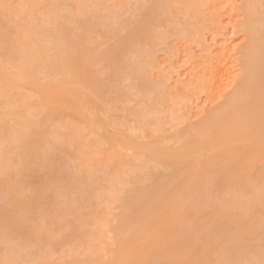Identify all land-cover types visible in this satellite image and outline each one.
Listing matches in <instances>:
<instances>
[{"label":"bare ground","instance_id":"obj_1","mask_svg":"<svg viewBox=\"0 0 264 264\" xmlns=\"http://www.w3.org/2000/svg\"><path fill=\"white\" fill-rule=\"evenodd\" d=\"M136 1L23 0L19 8H13L12 3L14 0H0V50L8 54V59L6 60L11 62L6 65V61V66L0 63V81L6 83L9 89L23 88L34 91L32 92L33 96L30 95L32 97L21 98L22 101L18 98L20 104L14 101L12 105L13 101L8 100L11 102H8V105L11 104L10 108H7V102H5L6 104L4 105L7 109L4 110V105L2 107L3 111H1L2 108L0 109V245L2 246L0 249L4 250L3 254L0 252L2 254H0V264H264V149L262 151L263 154L260 149L261 146L264 147V0H241V3L236 7L239 14H241V16L237 15L241 17L240 20L237 19L239 20L237 21L239 24H237L239 30L244 34V39L236 50L240 55L238 54V58L236 57L235 61L232 60L233 62L229 63L232 65L235 62L233 67H229L230 69L227 67L223 69L225 66L221 63L222 59L219 60V52L216 55L209 53V46L206 44V39L203 35L204 31L202 30L206 28V23L211 27L212 24L213 27L216 24V27L218 25L221 27L218 24L220 22V14H223L221 9H219L221 0H191L192 2L186 0L187 7L191 6L190 10L194 11L199 20L193 14H191V16L193 15L192 19L184 17L186 16H183L186 13L184 10L183 14H179V16H182L179 18L178 12L180 10L175 9L174 0L167 1L169 2L168 4L166 0H154L155 4L152 0L149 3L148 0L149 6L147 5L145 10L142 8V14L138 15L140 17L142 15V19L139 18L142 21L135 22V18L133 20L135 23L127 21L128 25L129 23H134V28L140 25L137 28L139 29L138 33L141 27L144 26L141 23L145 24L147 29L150 25L149 32L146 29L144 31L145 26L142 27L143 31H141L143 33L146 32L144 35H148L147 32L151 33V25H154L155 22L147 25V19L145 18L146 15L150 16L152 14L153 7H155V12L163 11L168 13V10L169 14H177L179 22L185 27L184 33H180L179 30L182 38L185 35L183 39L186 38L188 41L197 42L201 47L197 57H195L196 55L186 54L191 59L186 62L193 59V64H191L192 67L190 68L192 69L190 72L192 73L190 74L192 80H194L195 84L197 82L198 86L200 84L201 87L207 85L208 88H204L206 91L212 90L213 93L214 91L216 92V95L217 93L221 95L219 97L222 99L218 104L216 103L215 107L207 110V112L204 110L206 112L204 116L202 115L204 111L197 113V115L201 113L203 116L200 117V121L194 122L189 119L192 117L189 114L191 111L188 112V115L183 114L186 117H184L185 119L183 118V123L188 120L183 126L184 129L180 127L181 130L178 131L180 135L183 133L181 131H184V138L181 135L182 140L178 136L179 138L177 139L182 141L180 144L176 143V147L169 146L170 144L167 145V142V144L165 143L164 139L166 138H163L165 137L163 131V135L161 134L163 137L160 136L161 132L158 133L157 130L156 133L159 135L154 133L152 137L149 136L152 138L150 141H143V139H140V135L135 136L134 132V135L130 134V132L127 133L125 130L128 131V129L125 127L123 129L115 128V125L112 126L113 123H110L112 118L108 119L110 108L106 103L110 100L111 94L112 97L114 96L116 90L120 91V95L116 91L119 101L114 99V97L112 99L118 105L121 104L119 106L125 111L126 108L122 104L124 101H121L124 99L120 100V96L127 95L136 89V92L140 94L133 92V96H135L133 99L135 100L137 96H142L143 98L146 95L144 89L146 84L151 88H146V92L149 91L147 95H151V92L154 91L153 96L158 92V94H161L160 97L163 95L168 97L166 85L159 84L158 81L153 79L152 69L157 70L156 72L159 73L157 75H160L157 68L159 64H156V59H154L153 45L150 44L151 46H148V49L149 51L153 50V53L149 55L153 56L154 60L148 55L147 57L145 56L149 51L144 53L140 51V48H136V44L140 43L138 40L142 41L148 38L143 36L142 40L138 38L136 41L137 36L135 37V35L138 34H132V39L128 40L127 36L130 37L128 33L134 32H131L134 29L133 27L132 29L126 27V29L129 28V32L127 33L128 35H124V39H118L116 36L117 32L120 31V29L117 31L119 28L117 26L123 24L122 22L129 15V10L133 9L134 13V10L141 8L142 3H147L146 0ZM222 1L224 2L225 0ZM135 3L139 7L134 8ZM139 3L141 4L139 5ZM142 7L144 6L142 5ZM223 8H226V5L223 4L222 10ZM228 9L224 10L228 11ZM175 10H177V13ZM138 12L133 14V17ZM149 12L150 15L148 14ZM219 12L221 13L219 14ZM155 14L153 13L154 16L158 13ZM130 16L132 17V15ZM130 16L127 17L129 18ZM206 16L208 18L205 19ZM153 17L150 16L151 21H156L157 17ZM183 17L185 18L184 20ZM180 19L183 21H180ZM13 21L17 25L20 23L21 26L25 27L22 28L18 25V29H13L17 31L14 34V39V35L10 30L8 33L7 29V27L11 28L12 26L17 28V25H14L15 23L10 25ZM129 21H132V19ZM198 21H202V23H198ZM123 26L125 27V25ZM141 32L138 37L141 36ZM217 33L219 32L217 31ZM119 34L118 37L120 38ZM180 34L177 36H180ZM109 37L114 40L111 45H109V42L112 40ZM186 39L183 42H186ZM104 40L106 42L109 41L107 43H109L108 46L110 48L104 45L107 47H104L106 51L102 50L100 45L101 42H103L102 44L106 43ZM119 40L124 41L121 42ZM148 41L150 42V38ZM188 41L186 44L189 43ZM147 42H145L146 45ZM172 44L174 45V43H169L171 46ZM120 45L122 51L116 54L115 49L117 51L118 49L120 50ZM144 45H137V47L141 46L142 48ZM145 47L147 49V46ZM174 47L176 48V46L167 47L169 49L167 50L173 53L178 50ZM136 50L140 51V54L143 53V55L139 56L136 52L137 54L135 55L136 57L138 55L137 59L139 57L142 58L143 63L141 59L140 61L137 60V63H140L139 67L143 65L144 69H139L136 65L135 56L134 59L129 56V52L134 53ZM126 54H128L130 60H133L131 63L128 61L126 65H123L125 60L128 59L125 58ZM171 54V57L172 55L175 56L174 53ZM223 60L226 59L224 58ZM100 61L106 64L102 63L101 65L108 66V70L111 71L112 79L110 80L112 81L107 80V82L110 81L108 82L109 86L106 85L108 88L100 83L101 78L96 75H99L98 72L100 70L93 68L97 73L94 70L92 71V65L94 66L95 62ZM30 63L33 65L39 63V65L49 68L48 73L52 76L50 80L48 79L49 81L44 82L46 80L45 77V80L41 81L43 79L40 80L39 74L43 73V70L40 69L39 71L41 72H37L38 75H36L37 70L35 69L37 67L33 69L35 70V75L34 72L28 75L26 72L27 67L24 66L27 65L29 68ZM42 64H45V66ZM104 66L103 69H106ZM99 67L102 68V66ZM133 68L136 71L139 69V71H133ZM123 69L125 71H122ZM131 69L133 72L130 71ZM189 71L188 69L187 73ZM229 71L232 74L234 72V74L229 75L233 77L230 83L226 82V84L224 82L225 74ZM102 72L105 73L107 70ZM125 73L128 78L132 77L134 79L131 78L130 82L125 83L127 86L130 83L135 84L133 81L136 78L131 75L140 73L138 76H142V81H140L144 84V88L138 79V82H135L139 85L135 84L132 86H136V88L132 89L130 87L129 89L128 87L130 92L122 88L121 86H124L122 80L124 78L127 79ZM130 73L131 75H129ZM151 75L152 77H150ZM226 76L228 78V75ZM167 79L164 81H167ZM4 83H2V87L5 86ZM100 84L106 89L103 86L102 89ZM141 88H143L144 93H142ZM123 89L126 91L125 93ZM7 93L8 90L5 94ZM16 93H14L15 96ZM22 93L19 92V95ZM177 93L180 94V92ZM177 93H175V96H179ZM0 94L2 95V93ZM211 95L214 96V94ZM153 96L150 97L151 101L149 97L144 98L151 103L156 95L154 99L152 98ZM20 97L23 96L21 95ZM217 97L216 99L219 100ZM107 99L109 100L107 101ZM127 99L125 98V101H130L132 98L130 99L129 97L130 100ZM167 99L165 98V100ZM141 101L142 104L145 103L143 100ZM114 102L113 104L111 103L112 106H114ZM149 102L147 105L144 104V106L146 105L145 108L147 107L146 109L154 107L150 106L153 103L149 104ZM166 102L168 103V100ZM85 103H88L87 105L89 106L91 105L92 108L88 107V109L91 108L89 110L84 108V111L83 104L85 107ZM125 104L127 105L126 102H124ZM90 110L93 111V114ZM143 113L142 115H144ZM37 115H39V121L34 119ZM121 115L123 116V113ZM189 115L191 117H188ZM197 115L195 113V116ZM71 116L76 119V126H74L75 123ZM131 117L133 118V116ZM136 120L134 121L136 122ZM77 122H80L78 123L79 126L83 123L81 128L83 125L88 124L85 127H90L88 128L90 132L96 136L98 135L97 139L98 137H101V140L104 139L105 145L99 146L96 143L99 149L96 148L94 150L92 148L95 145L94 138L92 143V141L87 140L88 138H85V140L84 137H81L86 142L89 141L85 143L86 146L83 144L84 142L75 139L77 137L76 134L81 133L79 132V127H77ZM124 126H127V124H124ZM175 132H172V134ZM55 133L56 135H54ZM71 133L76 136H72ZM69 134L72 136V139H70L72 143H74L73 140H78L80 146L84 145L85 147L84 149L82 146L84 151H82V148L81 151H78L81 154L77 152L78 156L73 149L77 150L78 146L73 147L69 140L72 146L67 142L68 137H70ZM154 135L155 137H153ZM53 136L55 138L58 136L60 139L63 137L65 139L66 137V141L63 140V143H68L66 145L68 148L73 147V160L71 161V157L68 160V157L65 164L63 162L65 166L61 165L62 163L60 164V162L57 163L60 164V168H64V171H61L59 166L55 164L56 161L53 157L58 156H52L55 155L54 151L51 153L49 151L55 147L57 148L56 152L61 149V155H59L60 153L58 155L62 157V153H65L67 149L64 147V149L60 148L58 150V146L64 144H55L52 141ZM175 136H177L176 133ZM86 137H88L87 134ZM176 141L178 142V140ZM102 143L99 144L102 145ZM260 152L262 154L261 157ZM66 153L65 155L63 154L64 158L62 159L64 160L65 156H68ZM130 156L132 158L128 160H134L137 157V160H141V166L143 165L142 162H146V166L149 165L147 166L148 172L146 171L148 174L150 172L149 175L147 174L148 181L143 180L145 176L143 178V174L140 171L139 173L142 176L138 174V169L140 170V168H138L137 163L139 164V162H136L137 160H135L136 163L133 161L137 166H134V169L126 167L129 162L127 158ZM114 158L118 160L116 161L115 159L117 162V169L114 168L116 175L112 176L113 179L110 178L113 186L111 189L116 188L117 190H115L120 194L114 190L115 195L118 193L116 196H119L116 198L114 195V200L112 197L103 202V197L107 195L106 197L109 198L108 194L110 192L107 194L102 189L103 193L106 194L100 198L98 182L101 181H97L99 176L96 178V174L102 172L101 170L107 172ZM150 163L154 167L156 165L160 166L153 171V166H150ZM161 165L163 166L161 170H163L159 171ZM70 166L72 167L70 168ZM143 167L144 165L142 169ZM163 171H167V173ZM41 173L43 179L41 178ZM122 173L127 175L126 180L120 178ZM44 175L47 177H45L46 180ZM65 177H69L70 180ZM65 179L70 183V188L68 186L69 189L67 190L63 188L65 185H62ZM111 194L113 195V193ZM90 196L96 199V203H94V205L96 204L94 207H98L96 214L100 215L103 213L102 219H98L99 216L95 215L93 219L95 222L93 223L97 224V226L95 227L96 230L91 229L92 231L89 230V226L91 225L90 217L93 212L89 210L94 211L96 208L91 207L93 206L91 200L94 199H90ZM78 198L84 199L82 205ZM87 198L90 200L91 209L89 204L84 206L89 201ZM99 198L102 200H99ZM85 201L86 203H84ZM110 201L112 202L111 206L115 205L113 209L108 205ZM52 203L55 204L56 211L53 210L55 206L52 207ZM49 204H51L49 206L51 208L48 207L49 210L51 209L53 213L57 214L56 220L52 217L53 224H59L56 226H59V231L65 232L63 235L59 231V233L56 231L57 234H53V232L50 234V230L47 234V230L45 231L48 227L47 225L45 228V218L47 216L44 219L42 216H37L43 219L39 221L40 224L34 221L36 212L41 211L39 210L41 208L45 209L44 207ZM85 208L89 209L85 210ZM48 216L49 218L47 219L51 222L49 213ZM34 222L38 224L36 225ZM52 226L51 229L55 233V230L58 229H54L56 226L53 228ZM52 235L64 241L61 242L56 239L59 244L69 245L70 241H74V244L76 243L77 245L78 239L82 240L84 244H81L82 241L79 240L78 249L77 246L75 248L73 243L70 242V249L67 250L65 249L67 246L63 245L65 246L64 250L67 252L66 255L65 253L63 255L67 259V255L70 254L68 256V259H70L66 260L65 256L60 258L57 255L60 258L56 259L58 260L57 263L55 259L53 260L55 256H50V254H53L51 251L55 250L51 244H56L54 246L56 248L59 245L52 239L54 238L51 237ZM80 244L82 248H80ZM49 245L52 248L51 251L48 250L50 249ZM72 245L73 248H71ZM63 246L60 245L58 249ZM61 249L58 251L61 252ZM76 249L80 250V252L78 253ZM60 252L56 251V254Z\"/></svg>","mask_w":264,"mask_h":264},{"label":"rangeland","instance_id":"obj_2","mask_svg":"<svg viewBox=\"0 0 264 264\" xmlns=\"http://www.w3.org/2000/svg\"><path fill=\"white\" fill-rule=\"evenodd\" d=\"M13 1V0H12ZM138 1V0H137ZM136 1V2H137ZM141 1H143V0H141ZM148 0H146V2H147ZM167 1H169V0H166V2ZM192 2L191 0H188V2ZM23 3V0H14V2L12 3V6H13V8H19V6H20V3ZM139 2V1H138ZM146 2H144V3H146ZM152 2H154V4H155V1L154 0H152ZM225 2V3H224ZM222 1L221 0V3H220V8L219 9H221V11L223 12V14L221 15L220 13L221 12H219V14H220V22H218V24H220V26L221 27H219V25L216 27V25L213 27V24H212V27L208 24V23H206L207 24V26H205L206 28H204V29H202L204 32V38L206 39V44L209 46V53L211 54L212 53V55H216L218 52H219V60H221L222 59V61H221V63H223V66H225V67H223V69H226V67L227 68H229V67H233V64H235V62L232 64V65H230L229 63H231V61L232 60H236V57L237 56H239L240 54H239V52L237 53V47L238 46H240V43L241 42H243V39H244V34L241 32V30H239V28H238V22L237 21H239L240 20V16H241V14H239V12L237 11L238 9L236 8L237 7V5H239L240 3H241V0H225V1ZM149 3H150V0H149ZM169 2H167V4H168ZM14 4V5H13ZM141 3H139V5H140ZM153 4V3H152ZM153 4V5H154ZM187 1L186 0H174V6H175V9L177 8V10L179 11L180 10V12H178V16H179V14L181 15V14H183L182 12H183V10L186 12H184L185 14H183V16L184 15H186V16H184V17H186V18H190V19H192V16L193 15H195L194 17H196V14L194 13V11L191 9L190 10V7H187ZM223 4L224 5H226V8H223V10H222V6H223ZM16 5V6H15ZM142 5L144 6V7H142ZM142 5L140 6L141 8V12H140V9L138 8L137 10H134L135 12L133 13V9L131 10H129L130 12H128V14L129 15H127V16H130V15H132V17L130 16L129 18L126 16V18H125V20H124V22H122L123 24H120V25H118L117 27H119L118 29H117V31L120 29V31H118L117 32V34H116V36H117V38L118 39H124L125 38V36L124 35H130V37L129 36H127V38H128V40H130V39H132L131 38V35L133 34V35H135V34H138V35H140L139 33L141 32V31H143L142 30V27H144L145 26V24H143V23H141L142 25H144V26H142L141 27V30H140V32L138 33V30L139 29H137V28H139L140 27V25H139V27H137L138 25H137V23L135 24L136 25V27L137 28H134L135 26H134V23L135 22H139V21H142V20H140L139 18H141L142 19V15H141V17L140 16H138V15H140V14H142V12H143V10H142V8L145 10L146 9V7H147V5H148V2L146 3V4H143L142 3ZM153 5H151L152 7H153ZM228 5V6H227ZM133 6V5H132ZM149 6V5H148ZM137 7H139L138 5H136V3L134 4V8H137ZM152 7H151V9H152ZM154 9H153V12L151 11V15H150V12L148 13L151 17H153L154 15H153V13H158L156 16H154V17H157L156 18V21L154 20V19H152V20H154V21H151V19H150V16H147L146 15V18L145 19H147V25L148 24H152L151 22H155L154 23V25L152 24L151 26V33H148L149 31V28H150V25L148 26V29H147V27L146 28H144V31H148L147 32V34L148 35H152V37H150V36H148V35H144V33L146 34V32H141V36H139L138 37V35H135V37H136V41L138 40V38H140L141 40L146 36L148 39L150 38V42L148 41V39L147 40H142V41H140V40H138L140 43H137L136 44V48H140L141 50V52H146V51H149V47L151 46V45H153V49H154V59H156V61H155V63L157 64H159V67H157L159 70V72H160V75H157V74H159L158 72H156L155 71V69H152V72H153V79L155 80V81H158L159 82V84H162V85H166V87L165 88H168V91H167V95H168V97L166 96L165 97V95H163L162 97H160L161 96V94L159 93L158 94V92H157V94L155 93V99H154V96H153V93H154V91H152L151 92V95H147V93H149V91L148 92H146L147 90H146V88L148 87V88H150V86H147V84H146V86H145V88H144V84H142L141 83V81H142V79H141V77L142 76H138V74H140V73H136L137 75H135L134 73V75H131V73L129 74V75H131V76H134V78H136V80L135 81H137L138 82V80L140 81L139 83L140 84H142V85H140V86H142L144 89H145V96L144 97H151V96H153L152 98L154 99L151 103H153L152 105H150V106H154L152 109H150L149 107H148V109H146L145 108V106L148 104V102L149 101H147V99H145L144 97L142 98V96H137L136 98H135V100L133 99V97H135V96H133L134 95V93L136 94V93H138V92H136V89H134V90H132V92H130L129 90H128V87H129V89H130V87H132L133 85H139L138 83H136L135 81H133L135 84H128V86L125 84V83H127V82H130L131 80V78L132 77H130V78H128V76H127V74L125 75L126 76V78L128 79V81H127V79H123L122 81L124 82V84H123V82H122V84L124 85V86H121L122 88H125V89H127L130 93L129 94H124L122 97L120 96V100L121 99H124V100H121V101H124V102H126L127 103V105L125 106L124 105V102L122 103L123 104V106L126 108V111H125V109H121V107L119 106V105H121V104H119L118 105V103H117V105H116V103L114 102V100L112 99L113 97H114V99H118V95H120L119 94V92L120 91H117V94L118 95H116V91L113 93L114 94V96L112 97V94H111V98H110V100H111V102H110V100L109 99H107V103H110V104H107L106 103V105H108V107L110 108V110L108 111V115H109V117H108V119H111L110 121V123L112 124V126H114L115 125V128H118V129H123V127H125L126 129H128V131L127 130H125L127 133H129L130 132V134H133V132H134V134H136L135 136H137V135H140V139L142 140L143 139V141H150L152 138H150V137H152V134H154L155 133V135L156 134H158V133H160V136H162L163 135V132H164V136L165 137H163V138H168L167 140L166 139H164L165 140V143L167 144V145H169V146H174V147H176L177 145H176V143L177 144H180L181 143V141L183 140V138H184V135H183V133H184V131H181V135L183 136V138H182V136L180 135V134H178L179 132L178 131H180L181 129H184V125L186 124V122H187V120H185V122L183 123V121H184V119L186 118L184 115H188V112H190L191 111V113H189V114H191V116L189 115L188 117H191V118H189L191 121H194V122H196V121H200V117H203L205 114H206V112H207V110H210V109H212L213 107H215V105H216V103L218 104L219 103V101L222 99V98H220L221 97V95H220V93H217V95H218V97H217V95L215 94L216 92L214 91V93L212 92V90H211V88L209 87V89L211 90V91H206V89H204V88H208L207 87V85L205 86V85H203L202 87H201V84L198 86V83L196 82V84H195V82H194V80H192V76L190 75V74H192V73H190L191 72V70L192 69H190L191 67H192V65L191 64H193L192 63V61H193V59H192V61H189V62H186L187 60H189L190 58H189V56H187V55H193V56H195V57H197V54H199V52L201 51V47H200V45H199V43H197V42H191V41H188L186 38V42L184 41L183 42V40H185V39H183L184 38V36L185 35H183V38H182V34H180V33H184V31H185V27H184V25H182V23L181 22H179V18L180 17H182V16H179V18H177L178 16H177V14H169V11L167 10V12L168 13H164L163 11V13L161 12V11H158V12H155L154 10H155V7H153ZM230 10H229V9ZM169 9V8H168ZM224 9H228V11H226V10H224ZM177 10H175V12L177 13ZM140 13H139V12ZM156 11H157V8H156ZM190 11V12H189ZM193 11V12H192ZM230 11V12H229ZM132 12V13H131ZM136 12H138V14L137 15H135V17H133L134 15L133 14H135ZM161 14H160V13ZM229 12V13H228ZM191 14H193L192 16H191ZM153 15V16H152ZM158 15H159V18H158ZM237 15H240V16H237ZM136 16H137V19H136ZM191 16V17H190ZM221 16H222V18H221ZM148 17V18H147ZM153 17V18H154ZM183 17V20L185 19ZM193 17V19H195ZM134 18H135V20H134ZM197 18V17H196ZM199 18V17H198ZM197 18V19H198ZM206 18H208L207 16L205 17V19ZM243 18V17H242ZM132 19V21H129V20H131ZM139 19V20H138ZM150 19V20H149ZM202 19V18H201ZM222 19V20H221ZM237 19H239V20H237ZM135 22H134V21ZM149 20V21H148ZM182 19H180V21H181ZM182 20V21H183ZM199 20V19H198ZM127 21L128 22H134V23H132L133 24V26H132V24H130L129 23V25H128V23H127ZM202 23V21H198V23ZM222 22V23H221ZM12 23H15L14 25H17L16 24V22H11L10 23V25L12 24ZM238 23V24H237ZM13 25V24H12ZM18 25L20 26V27H22V28H25L24 26H21L20 25V23H18ZM16 26L17 28H14L13 26V28L11 27V28H8L7 26V29H8V33H9V30H10V32L14 35L17 31L16 30H13V29H18L19 28V26ZM123 25H125V27L123 26ZM127 25V26H126ZM210 26V27H209ZM6 27H4L5 29H6ZM126 27H129V28H131L132 29V27L134 28V29H137V30H134V29H132L131 30V32L132 31H134L133 33H131L130 34V32H129V28L128 29H126ZM208 27V28H207ZM4 28H3V30H4ZM177 28V29H176ZM221 28V29H220ZM237 28H238V30H237ZM146 29V30H145ZM14 32H13V31ZM175 30V31H174ZM179 30H180V33H179ZM137 33H136V32ZM174 31V32H173ZM176 31H178L177 33L178 34H180V36H177L176 34H175V32ZM217 31L219 32V33H217ZM129 32V33H128ZM118 33H120L119 35H120V38L118 37ZM128 33V34H127ZM172 33V34H171ZM11 34V35H12ZM9 35V34H8ZM10 35V36H11ZM122 35H123V37H122ZM176 35V36H175ZM9 36V37H10ZM144 36V37H143ZM14 37H15V35L13 36V39H14ZM12 38V37H11ZM110 38V37H109ZM127 38H126V41H127ZM215 38V39H214ZM111 39V38H110ZM112 40V39H111ZM119 41H124V40H119ZM147 42V45H146V43L145 42ZM187 41L189 42L188 44H186L187 43ZM218 41H221V42H218ZM224 41H226V42H224ZM104 42H106V40H104ZM107 42H109V41H107ZM104 43V44H102L103 42H101V47H102V50H105L106 51V49L105 48H110L109 46H108V44L109 45H111V43L112 42H114V40H112L111 42H109V43ZM191 42V43H190ZM142 43V44H141ZM144 43H145V45H144ZM169 43H174V45L172 44V46L171 45H169ZM209 43V44H208ZM151 44V45H150ZM212 44V45H211ZM223 44V45H222ZM224 44H226L227 45V47H226V45H224ZM230 44V45H229ZM100 45H99V49L101 50V47H100ZM104 45H107V47L106 46H104ZM137 45L139 46V45H144L142 48L145 50L146 49V47L145 46H147V49L144 51L142 48H141V46L140 47H137ZM168 45V46H167ZM223 47H222V46ZM149 46V47H148ZM173 46H176V48L175 49H178V50H175V52H173L174 53V55L175 56H173L168 50V48L167 47H169V48H172ZM105 47V48H104ZM222 47V48H221ZM234 47H235V49H234ZM135 48V49H136ZM152 48H150V49H152ZM231 48V49H230ZM239 48V47H238ZM168 49V50H167ZM219 49V50H218ZM167 50V51H166ZM174 50H172V51H174ZM200 50V51H199ZM223 50V51H222ZM1 52H0V56L2 57L1 59H0V63H1V65H5V63H6V61H7V63H6V65L8 64H10L11 62H8L9 60H6V59H8V54L6 53V52H2L3 50H0ZM115 51L117 52L116 54H118V52H121L122 50H121V45H120V50L118 49V51L115 49ZM140 51H138V50H136L134 53L133 52H129L130 54H129V56H132L133 57V59L136 57V55L135 54H137L138 53V55L139 56H141V55H143V53H141L140 54ZM153 51V50H152ZM152 51H149V53H147L145 56L147 57V55H148V57H151L149 54L150 53H153ZM137 52V53H136ZM192 54H191V53ZM194 52V53H193ZM6 53V54H5ZM177 53V54H176ZM189 53V54H188ZM223 53V54H222ZM235 53H237V54H235ZM132 54H134V55H132ZM170 54L172 55V57L170 56ZM187 54V55H186ZM239 54V55H238ZM127 56L125 57L127 60H125V58H124V60H125V62L123 63V65L125 64L126 65V63H128V61H130L129 63H131L132 62V60H130V58L128 57V54H126ZM138 55H137V57H138ZM6 56V57H5ZM135 56V57H134ZM224 56V57H223ZM234 56V57H233ZM131 57V58H132ZM137 57H136V63H137V60H139L140 61V59H141V62H142V58H138L137 59ZM152 58V60H154L153 59V56L151 57ZM151 58H150V60H151ZM226 59V60H223V59ZM238 58V57H237ZM2 60V61H1ZM151 60V61H152ZM184 60V61H183ZM191 60V59H190ZM5 61V62H4ZM127 61V62H126ZM101 62V61H100ZM95 62V64H94V66L92 65V71L94 70L93 68H95V70H100L98 73H99V75L98 74H96L98 77H100L101 78V80H100V83H102V84H104L105 86L106 85H108L109 86V83L108 82H110V81H112V80H110V79H112L111 77V71L110 70H108V66L106 67V66H104V65H106V64H104V62ZM150 62V61H149ZM227 62V63H226ZM233 62V61H232ZM4 63V64H3ZM104 64V65H101V64ZM143 63V62H142ZM184 63V64H183ZM35 64H36V66H35ZM34 65L33 64H31L30 63V65H29V68H28V66L27 65H25L24 67H27V69H26V72H27V74L28 75H31L35 70H37L36 71V73L38 72V73H40L41 71H39L40 69L41 70H43L42 72L43 73H40L39 74V76L41 77L40 78V80L41 79H43V80H41V81H44L45 80V77H46V80L44 81V82H46V81H49L50 80V77H52L48 72V69L49 68H46V67H43V66H41V65H39V63H35ZM5 65V66H6ZM39 65V66H38ZM42 65H44L45 66V64H42ZM98 65V66H97ZM138 67H139V65H140V63H137L136 64ZM230 65V66H229ZM33 66H34V68H33ZM40 66H41V68H40ZM47 66V65H46ZM99 66H102V68H100ZM103 66L104 67H106V69H103ZM136 66V68H138ZM181 66V67H180ZM190 66V67H189ZM35 67H37V69H35ZM174 67H175V69H174ZM177 67V68H176ZM45 69V71H44V69ZM134 68H135V65H134ZM134 68H133V71H136V69L134 70ZM140 68H143L144 69V67H143V65H142V67L140 66L139 67V69ZM32 69V70H31ZM33 69H35V70H33ZM47 69V70H46ZM120 69V68H119ZM139 69L136 71V72H138L139 71ZM188 69L190 70L189 71V73H187V71H188ZM230 69V68H229ZM228 69V70H229ZM233 69V68H232ZM23 70H25V68H23ZM31 70V72H29ZM94 70V72L95 73H97L96 71ZM107 70V72H102V71H106ZM154 70V71H153ZM180 70V71H179ZM228 70H226V71H228ZM47 71V72H46ZM110 71V72H109ZM122 71H125L124 69L122 70ZM131 72H133L132 71V69L130 70ZM233 71V70H232ZM100 72H102V73H100ZM229 72H231V71H229ZM229 72L227 73L226 72V74H225V79H224V82L226 83H230V81H231V78L233 77H230L229 75H233L234 74V72H233V74H232V72L229 74ZM38 73L36 74V75H38ZM94 73V74H95ZM42 74V75H41ZM43 74H46V75H43ZM47 74H48V77H47ZM101 74H103L102 75V77H101ZM105 74H106V76H105ZM108 74H110V76H108ZM34 75H35V72H34ZM50 75V76H49ZM121 75H122V73H121ZM152 75L150 76V77H152ZM188 75H189V77H188ZM226 75H228V78H227V76ZM104 77V78H103ZM107 77H109V78H107ZM124 77V76H123ZM169 77V78H168ZM106 78V79H105ZM168 78V79H167ZM230 78V79H229ZM49 79V80H48ZM133 79V78H132ZM138 79V80H137ZM152 79V80H153ZM165 79H167V81H164ZM190 79H191V81H190ZM228 81H227V80ZM103 80V81H102ZM107 80H110V81H108L107 82ZM130 80V81H129ZM134 80V79H133ZM177 80V81H176ZM226 80V81H225ZM102 81V82H101ZM126 81V82H125ZM182 81V82H181ZM184 81V82H183ZM187 81V82H186ZM0 82H2V83H4L3 81H0ZM192 82H194V83H192ZM1 83V86H0V93H2V95L0 94V105H1V107H0V109L3 107V105L4 104H6L5 102H7V108H10V105L12 104L13 105V103H14V101H16V102H18L19 103V99L18 98H20V100L22 101V99L24 98V97H32L33 96V93L32 92H34V91H31V90H27V89H23V88H21V89H16V88H14L15 90H13V88L10 90L9 89V87H8V85L6 84V83H4L5 84V86H3L2 87V84ZM106 83V84H105ZM182 83H183V85H182ZM187 83V84H186ZM226 83V84H227ZM102 84H100V87L102 88ZM154 84H155V82H154ZM150 85V84H149ZM177 85V86H176ZM186 85H188V86H186ZM108 86H106L107 88H108ZM205 86V87H204ZM6 87V88H5ZM138 87V86H137ZM103 88L104 89H106L104 86H103ZM102 88V89H103ZM133 88H136V86L135 87H132V89ZM143 88H141V91H142V93H144L143 92ZM147 88V89H148ZM2 89H3V91H2ZM151 89V88H150ZM149 89V90H150ZM170 89V90H169ZM172 89V90H171ZM175 89V91H173ZM176 89H178V91H176ZM8 90V93L7 94H5V92ZM12 91V93H10V91ZM27 92H26V91ZM120 90V89H119ZM122 90V89H121ZM139 90H140V88H139ZM2 91V92H1ZM18 93V95H17V93ZM19 92L20 93H22V92H24V93H22L21 95L23 96V97H20L21 95H19ZM109 92V91H108ZM123 92L125 93L126 91H124V89H123ZM134 92V93H133ZM156 92V91H155ZM177 92H180V94H178ZM210 92H211V94H214V96H215V98H213L214 96L213 95H211L210 94ZM14 93H16V96H15V94ZM128 93V92H127ZM132 93V94H131ZM175 93H177L179 96H175L176 94ZM13 94V96L11 97V95ZM26 96H25V95ZM28 94V95H27ZM140 93H138V95H139ZM30 95H32V96H30ZM122 95V94H121ZM128 97V99H127V97ZM142 95V94H141ZM171 95V96H170ZM8 96V97H7ZM115 96H116V98H115ZM132 96V97H131ZM220 96V97H219ZM11 97V98H10ZM16 98V99H14V98ZM129 97H130V99H129ZM216 97L217 98H219V100H217L216 99ZM6 98H8V99H6ZM10 98V99H9ZM14 100H13V99ZM22 98V99H21ZM125 98L127 99V100H130V101H125ZM165 98H168L167 100H168V103L166 102L167 100H165ZM5 99H6V101H5ZM17 99H18V101H17ZM139 99V100H138ZM169 99H170V101H169ZM8 100H11V101H13L12 103L10 102V101H8ZM141 100H143V102H145V103H141L142 101ZM162 100H163V102H162ZM20 101V102H21ZM118 101H119V99H118ZM134 101V102H133ZM141 101V102H140ZM150 101H151V98H150ZM8 102H10L11 104H9L8 105ZM85 102H87V101H85ZM113 102H114V106L116 107H114V106H112V104H113ZM131 102V104H129V103ZM138 104H137V103ZM141 104H140V103ZM112 103V104H111ZM121 103V102H120ZM150 102H149V104H151ZM20 104V103H19ZM88 104V103H87ZM86 103H85V107H84V104H83V109L85 108L86 110L88 109V107H91V105L89 106V105H87ZM144 104H146L145 106H144ZM110 105V106H109ZM185 105H186V107H185ZM112 106V107H111ZM107 107V108H108ZM115 109H114V108ZM145 108V110H144V108ZM3 108H5L4 110H6L7 108H6V106L4 105V107ZM3 108L1 109V111H3ZM92 108V107H91ZM91 108H89V109H91ZM119 108V109H118ZM130 108V109H129ZM185 108V109H184ZM190 108V109H189ZM85 109H84V111H85ZM88 109V110H89ZM113 109V110H112ZM121 109V111H119ZM189 109V110H188ZM203 109V110H202ZM111 110H112V112H111ZM114 110H116V112H114ZM130 110V111H129ZM206 112H205V111ZM92 110H90V112H91ZM123 111H125V112H123ZM196 111V112H195ZM199 111H201V113H202V111H204V113H202V115H201V113H199L198 115H197V113L199 112ZM121 112V113H120ZM130 112V113H129ZM144 112V113H143ZM92 114H93V111L91 112ZM123 113V116L121 115ZM142 113L144 114V115H142ZM150 113V114H149ZM194 113V114H193ZM195 113H196V115L197 116H195ZM92 114H90V115H92ZM111 114H113L112 116H111ZM147 114V115H146ZM184 114V115H183ZM116 115V116H115ZM142 115V116H141ZM150 115V116H149ZM152 115V116H151ZM201 115V116H200ZM16 116V115H15ZM38 116L39 115H37L36 117L38 118ZM131 116H133V118L131 117ZM147 118H146V117ZM18 117H20V116H18ZM34 118L36 121H39L40 119L38 118V120H37V118ZM72 117V118H71ZM71 117H69V118H71L73 121H74V123L76 122L75 120L76 119H74V117L73 116H71ZM111 117V118H110ZM136 117V118H135ZM142 117H143V119H142ZM145 117V118H144ZM148 117H150V118H148ZM154 117V118H153ZM185 117V118H184ZM187 117V118H188ZM69 118H68V121H69ZM127 118V119H126ZM154 120H153V119ZM184 118V119H183ZM119 119V120H118ZM120 119H123V120H120ZM133 119V120H132ZM137 119V120H136ZM138 119H139V121H138ZM199 119V120H198ZM72 120H70V121H72ZM113 120H114V122H113ZM131 120H132V122H131ZM134 120H136V122L134 121ZM141 120H142V122H141ZM156 120V121H155ZM73 121L71 122V123H73ZM118 121H120V122H118ZM146 122V123H145ZM148 122V123H147ZM151 122V123H150ZM154 122H155V124H154ZM73 123V124H74ZM78 123H80V122H77V125H78ZM118 123V124H117ZM153 123V124H152ZM83 123H81L80 124V126L78 125L77 127H79V132H83V134H84V136H82L83 134H81V133H78V134H76L77 135V137H75V139H78L79 141H82V142H84L83 144H85V143H87V142H89V141H85L86 139L85 138H88L87 140H90V141H92V143H93V138H94V140H95V145H94V147H92L94 150H96V148L98 147L97 145H96V143L99 145V146H104L105 145V143H104V139L103 140H101L102 138L101 137H98V139H100L101 140V142H100V140H98L96 137L98 136H96L95 134H93L92 132H90V129H88V128H90V127H88V128H86L85 126L86 125H88V124H85V125H83V129L81 128V125H82ZM124 124L126 125L127 124V126H124ZM141 125V126H140ZM143 125V126H142ZM145 125H146V127H145ZM151 125V126H150ZM166 125V126H165ZM169 127H168V126ZM74 126H76V123H75V125ZM117 126H119V127H117ZM129 126V127H128ZM135 126V127H134ZM165 126V127H164ZM76 127V128H77ZM173 127V128H172ZM180 127H183V128H181L180 129ZM114 128V129H115ZM156 128V129H155ZM167 128H168V130H167ZM83 131H82V130ZM147 129V130H146ZM153 129V130H152ZM166 129V130H165ZM129 130H131V131H129ZM140 130V131H139ZM143 130V131H142ZM155 130V131H154ZM157 130H158V133H156L157 132ZM161 130V131H160ZM88 131V132H87ZM91 131H92V128H91ZM163 131V132H162ZM167 131H169V132H166ZM175 132V131H177V132H175L176 133V135L177 136H175L174 137V135H175V133H173L172 134V132ZM90 132V133H89ZM132 132V133H131ZM73 133H76V132H73ZM89 133V134H88ZM146 133H148V134H146ZM72 134V133H71ZM71 134H69V136L71 137H68V139H67V142L69 143V141L71 142V140L70 139H72V136H76V135H73L72 134V136H71ZM81 136H80V135ZM86 134L88 135V137H86ZM92 134V135H91ZM133 134V135H134ZM162 134V135H161ZM54 135H56V133L54 134ZM60 135V134H59ZM58 135V136H59ZM94 135V137H92ZM144 135V136H143ZM155 135L153 136V137H155ZM159 135V134H158ZM58 136H56V138H57V140H56V138H55V136H53V138H52V141L56 144H58V145H60V144H64V145H61V146H58L59 148H58V150L60 149V148H63L64 149V147H65V149H67V151L65 150V153H66V155H68L67 157L65 156V160L64 159H62V158H64V156H63V154L65 155V153H62V157L60 158L59 157V155H61V153H60V151H62L61 149H60V151L59 152H56V150H57V148L55 149V148H53V149H55V150H53L52 148V150L51 151H49L50 153L52 152V151H54L53 153L55 154V155H52V154H50V155H52V156H58V157H53V159L56 161L55 162V164H57V163H59L60 162V164L61 165H63V166H65L64 164H65V161H67V158H68V160L69 159H71V161L73 160V158H74V156H73V153L74 152H78L79 150L81 151V148H82V151H84L83 150V147H84V145H81L80 146V143H78L79 141L77 140V141H75V140H73L74 141V143H72L71 142V144L73 145V147H75V146H78L77 147V150H75V148H73L74 149V152H73V149L72 148H68V146H66V145H68V143H63L64 141L63 140H65L66 141V137H65V139H64V137L63 138H59ZM62 136V135H61ZM60 136V137H61ZM66 136V135H65ZM67 136H68V134H67ZM80 136V137H79ZM150 136V137H149ZM172 138H170V137ZM173 136V137H172ZM182 138V140H180L179 141V139H177V138ZM81 137L83 138L84 137V139H81ZM89 137H90V139H89ZM92 137V138H91ZM144 137V138H143ZM80 138V139H79ZM97 139V141H96V139ZM146 138H148V139H146ZM54 139V140H53ZM172 141H171V140ZM56 140V141H55ZM62 142H61V141ZM69 140V141H68ZM168 140H169V142H168ZM176 140H178V142L176 141ZM98 141H99V143L101 144L102 142V145H100L99 143H98ZM77 143V145H75ZM54 144V146H56ZM70 143H69V145H71ZM71 145V146H72ZM63 146V147H62ZM83 146V147H82ZM85 146H86V144H85ZM93 146V145H92ZM70 147V146H69ZM69 149V150H68ZM70 149H72L71 151H70ZM84 149H85V147H84ZM97 149H99V148H97ZM260 149H261V152L263 151V149H264V147H260ZM70 152H72V153H70ZM131 152V151H130ZM261 152H260V157H261V155L263 154V152H262V154H261ZM58 153H60L59 155H58ZM70 155H69V154ZM76 153H75V155H76ZM79 153V152H78ZM78 153H77V156H78ZM132 153V152H131ZM79 154H81V152L79 153ZM83 154V153H82ZM73 157H72V156ZM264 155V154H263ZM71 157V158H70ZM58 158H59V160H58ZM111 158H113V157H111ZM129 158H132V156H130V157H128L127 158V160L129 159ZM115 159H116V161L118 160L117 158H114V159H112L113 161H111L112 163L110 164V166H109V168H108V170H107V172L106 171H103V170H101L102 172H98L96 175V178H98V176H99V179L97 180V181H101V182H98V186L100 187V198H102L103 196H105L104 194H106V193H103V191H105V192H107V194H108V192H110L108 195H109V198L108 197H103V200L102 199H100L99 198V200H102L103 202L104 201H106L107 199H110V198H112L113 200H114V195H115V191L117 190L116 188V190L113 188V189H111V187H113L112 185H111V179H113V177L116 175L115 173L116 172H114V168L115 169H117V162L115 161ZM135 160H137V157H136V159H130V160H128L129 162H128V165L126 166L127 168H133L134 169V166L135 167H137L134 163H133V161L135 162ZM143 160H145V159H143ZM142 160V161H143ZM62 161V162H61ZM78 161V160H77ZM140 161L141 160H137L136 162H139V164L137 163V165H138V168H140V170L138 169V168H136V169H138V174L139 175H141L142 176V174H143V178H144V176H145V179H143V180H146V181H148L147 179V176L150 174V172H149V174L147 173L148 172V168H147V166H149V165H147L146 166V162H142V164L144 165V167H146V168H144L143 167V169L145 170H143L142 169V166H141V164H140ZM146 161V160H145ZM63 162H64V164H63ZM69 162V161H68ZM68 162H66V164H68ZM74 162V161H73ZM114 162H115V164H114ZM135 162V163H136ZM71 163V162H70ZM132 163H133V165H132ZM60 164H57V166H59V168H60ZM74 164V163H73ZM147 164H149V163H147ZM151 164V163H150ZM139 165H140V167H139ZM156 165V164H155ZM67 167H69L68 165H66ZM150 166H153V171H154V169L156 170L157 168L156 167H159L160 165H156L155 167H154V165H150ZM72 166H70V168H71ZM163 166L161 165V167H160V170L159 171H162L161 170V168H162ZM110 168H112V169H110ZM61 169V171H64L63 169V167L62 168H60ZM149 169H151V167H149ZM165 169V168H164ZM110 170V171H109ZM166 170H167V168H166ZM111 171H113V172H111ZM116 171V170H115ZM139 171H140V173H142V174H140L139 173ZM147 171V172H146ZM151 171V170H150ZM168 171V170H167ZM167 171H163V172H166L167 173ZM145 173V175H144V173ZM104 173H105V175H104ZM107 173V174H106ZM100 174H102V175H100ZM148 174V175H147ZM104 175V176H103ZM41 178L43 179V175H42V173H41ZM108 176H110V177H108ZM113 176V177H112ZM121 176H123V177H121ZM140 176V177H141ZM45 177H46V175H44V179H45ZM102 177V178H101ZM125 177V178H124ZM47 178V177H46ZM65 178H67L68 180H70V178L69 177H65ZM111 178V179H110ZM120 178H122V180H126L127 179V175H125V173H122V174H120ZM67 179H65V181L67 180ZM108 179V180H107ZM46 180V179H45ZM44 180V181H45ZM63 181L64 183L62 184V185H65V186H63V188H65L66 190L67 189H69L70 188V186H69V181ZM145 181V182H146ZM68 185H67V184ZM110 183V184H109ZM102 184V185H101ZM109 184V185H108ZM59 185V184H58ZM62 185H59V186H62ZM66 185H67V187H66ZM68 186H69V188H68ZM102 186V187H101ZM106 186V187H105ZM108 186H110L109 188H108ZM102 189H103V191H102ZM105 189H107V190H105ZM111 189V191H109ZM115 190V191H114ZM116 192H118V191H116ZM111 193H113V195L111 194ZM119 193V192H118ZM118 193H116V195L118 194ZM111 194V195H110ZM120 194V193H119ZM103 195V196H102ZM115 195V196H116ZM111 196V197H110ZM119 196V195H118ZM118 196H116V198L118 197ZM78 199H80V198H78ZM82 199V198H81ZM80 199V201H81V205L83 204V202L82 201H84V199H82L81 200ZM88 200H89V198H87ZM86 199V201H88ZM90 199H94V198H92V196H90ZM105 199V200H104ZM86 201L84 202V203H86ZM96 201V199H94V200H91V203H92V205L93 206H91V203H90V200L88 201V203H86V204H84V206L86 205V206H88V204H89V207L91 206V207H94V206H96V204L94 205V203H96L95 202ZM112 201V200H111ZM108 202V205L109 206H111L112 205V202ZM116 201V200H115ZM78 202H79V200H78ZM109 203H111V204H109ZM113 203H115V202H113ZM79 204V203H78ZM116 204V203H115ZM51 204H49L48 206H46V207H44L45 209H43V208H41V209H39V210H41V211H43L42 212V214H41V211H39L40 212V215H39V212H36V216H34V221H36V222H38L39 223V221L40 220H43L44 218H45V216H47L45 219H46V225H45V228L47 227V225H48V227H47V229H45V231L47 230V234H48V231H49V233L50 234H52L51 232H53V234H57V232L59 231V226H56V225H59V224H56V225H54L53 224V221H52V217H56V213H53V210H57L56 209V206H55V204H53L52 203V207H54L53 208V210L51 211V209L49 210V208H51V207H49ZM57 205V204H56ZM80 204H79V206L80 207H82ZM113 206H115V205H113ZM113 206H111L112 207V209H113ZM49 207V208H48ZM91 207H90V209H91ZM59 208H61V207H59ZM94 208H96V207H94ZM93 208V209H94ZM82 209L84 210V208L82 207ZM89 209V208H88ZM87 208H85V210H88ZM111 209V210H112ZM45 210H47V211H45ZM116 210V209H115ZM52 212V213H50V212ZM54 211V212H55ZM89 211H92L93 212V218H91L90 217V226H89V230L90 231H92L91 229H94V230H96V226H97V224H95V223H93V222H95V221H93V219L95 218V215L98 217L99 216V218L98 219H102L103 218V213L102 214H96L97 212H98V207L93 211V210H89ZM97 211V212H96ZM113 211V210H112ZM111 212V211H110ZM37 213H38V215H37ZM45 213H47V214H45ZM48 213H49V215H50V220H51V222L47 219V218H49V216H48ZM43 214H45V215H43ZM51 214H53V215H51ZM54 214H55V216H54ZM111 214H113V213H111ZM111 214H109L112 218H113V216L111 215ZM37 216H39V217H41L42 216V218L43 219H40L39 217H37ZM101 216V217H100ZM37 217V218H36ZM63 218V217H62ZM38 219V220H37ZM58 219V218H57ZM97 219V218H96ZM55 220H56V218H55ZM49 221V223H47ZM58 221V220H57ZM36 222H34L35 224H36ZM42 222V221H41ZM64 222H66V221H64ZM37 223V224H38ZM58 223H60V222H58ZM93 223V224H92ZM36 224V225H37ZM40 224V223H39ZM60 224H62V223H60ZM64 224V223H63ZM101 224H102V221H101ZM53 225V226H52ZM51 226H52V228L54 227V226H56V227H54V229L56 228V229H58V230H55V233H54V230H52L51 229ZM61 226H63V225H61ZM64 226H65V224H64ZM64 226H63V228H64ZM91 226H93L92 228H91ZM50 227V228H49ZM49 228V229H48ZM62 228V229H63ZM93 230V231H94ZM57 231V232H56ZM59 232H61V230L59 231ZM58 232V233H59ZM95 232V231H94ZM93 232V233H94ZM65 233V232H64ZM64 233H62L61 232V234L63 235ZM58 236H59V234H58ZM51 237H54L53 235L51 236ZM63 237V236H62ZM61 237V238H62ZM59 237H57V238H52V239H54V241L55 242H57V240H59V241H61V239L59 238ZM57 239V240H56ZM77 240V239H76ZM80 239H78V244H79V242L80 241H82V240H80ZM53 241V240H52ZM59 241L57 242L58 244H59ZM61 242H64V241H61ZM70 242H72V241H70ZM70 242H69V245H70ZM85 242V241H84ZM65 243H66V240H65ZM73 243V245H74V247L75 248H77L78 247V244L76 245V243L74 244V241L72 242ZM83 243V241L81 242V244ZM80 244V248H82V245ZM84 244V243H83ZM56 244H51V246H52V248L53 249H55L57 252H60V251H58V250H60L61 248H63V249H61L62 251L59 253V254H56V251L55 250H52V248H51V246H50V249H48L49 248V246H48V250L49 251H51L53 254H50V256L51 257H53V255L55 256V258H53V260L55 259V261L57 262L58 260H56V259H60V258H62V257H64L66 254H67V252H66V250L67 249H70V246L68 245V244H64V243H60L59 245H57L58 247L60 246V245H66L67 246V248H65V246H63V247H61L60 249H58V247L56 248V247H54ZM73 245L71 246V248H73ZM77 246V247H76ZM0 247L2 248V246L0 245ZM69 247V248H68ZM4 248V247H3ZM64 248L66 249V250H64ZM58 249V250H57ZM78 249H79V247H78ZM78 249H76L77 250V252L79 253L80 252V250L78 251ZM0 250H2V251H0L2 254L4 253L3 251V249H0ZM75 250V249H74ZM82 250V249H81ZM50 252V253H51ZM70 252V251H69ZM76 252V251H75ZM76 252V253H77ZM0 253V254H1ZM63 253H65V255H63ZM71 253V252H70ZM1 254V255H2ZM60 256V258L58 257V256ZM70 255V254H69ZM69 255H67V259H66V256H65V259L66 260H69L68 259V256ZM72 255V254H71ZM65 259L63 258V261L65 262ZM63 261H61L62 263H64ZM60 262V261H59ZM58 263V262H57Z\"/></svg>","mask_w":264,"mask_h":264}]
</instances>
